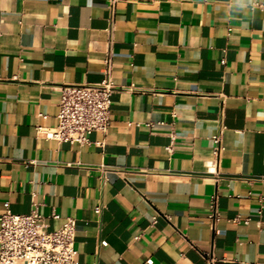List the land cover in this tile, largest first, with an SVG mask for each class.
I'll use <instances>...</instances> for the list:
<instances>
[{"label":"crops","instance_id":"1","mask_svg":"<svg viewBox=\"0 0 264 264\" xmlns=\"http://www.w3.org/2000/svg\"><path fill=\"white\" fill-rule=\"evenodd\" d=\"M257 2L0 0V214L73 216L76 264H264ZM109 55V129L48 137L62 87L101 82Z\"/></svg>","mask_w":264,"mask_h":264},{"label":"built area","instance_id":"2","mask_svg":"<svg viewBox=\"0 0 264 264\" xmlns=\"http://www.w3.org/2000/svg\"><path fill=\"white\" fill-rule=\"evenodd\" d=\"M114 12L119 0H108ZM112 58H106L105 76L96 84H67L62 87L59 102V123L54 128L45 130L50 138L60 141L90 142L93 131L106 132L112 122V92L115 83L111 76ZM224 125L213 136V154L219 159L223 145ZM169 151L172 145L167 146ZM217 195L212 197L210 217L215 222L218 218L216 208ZM103 206L97 205L100 213ZM49 217L61 220V224L49 229V223L40 211V203L34 202L26 213L10 209L0 214V264H76V219L63 216L53 208ZM156 220V219H155ZM241 221V216L236 218ZM249 222V218L243 220Z\"/></svg>","mask_w":264,"mask_h":264},{"label":"clouds","instance_id":"3","mask_svg":"<svg viewBox=\"0 0 264 264\" xmlns=\"http://www.w3.org/2000/svg\"><path fill=\"white\" fill-rule=\"evenodd\" d=\"M258 6L257 0H231V8L237 13H246L249 9L254 11Z\"/></svg>","mask_w":264,"mask_h":264}]
</instances>
